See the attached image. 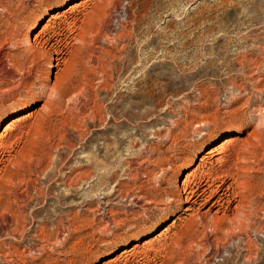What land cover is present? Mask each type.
Wrapping results in <instances>:
<instances>
[{"label": "rangeland", "instance_id": "rangeland-1", "mask_svg": "<svg viewBox=\"0 0 264 264\" xmlns=\"http://www.w3.org/2000/svg\"><path fill=\"white\" fill-rule=\"evenodd\" d=\"M119 7L125 28L109 40ZM44 24L49 44L26 49ZM53 37L74 50L58 66ZM0 49V264H264V147L247 154L256 166L245 174L224 161L241 154L264 105V0H0ZM218 145L225 153L197 177L252 173L257 250L229 240L224 221L206 228L223 215L213 199L189 205L178 192ZM204 231L219 239L215 259ZM122 249L132 255L119 259Z\"/></svg>", "mask_w": 264, "mask_h": 264}, {"label": "bare ground", "instance_id": "bare-ground-1", "mask_svg": "<svg viewBox=\"0 0 264 264\" xmlns=\"http://www.w3.org/2000/svg\"><path fill=\"white\" fill-rule=\"evenodd\" d=\"M5 1V0H4ZM123 1V0H122ZM3 1H1L2 3ZM86 2V1H85ZM4 4V3H3ZM85 4V3H84ZM120 4H122V2H120ZM259 4V3H258ZM84 8V5H81V8ZM120 7L119 8H116L113 10V12H115L114 16L115 17H111V15H109V19H108V24H107V27L106 29H108L109 33H106V38H110L109 40L111 39H115L117 38L118 34L120 33V30H119V26L122 28H125L124 27V22L123 21H120V19L116 18L119 14H120ZM259 13V12H258ZM51 14V13H50ZM49 14V15H50ZM52 15V14H51ZM64 15V14H63ZM262 15V14H261ZM260 15V16H261ZM60 15L58 14H53L51 16V18L55 19V18H59ZM258 16V14H257ZM40 18L41 16L40 15H36L33 20H32V23L28 29V34H31L33 33L35 30H36V27L38 25V22L40 21ZM51 18L48 19L51 20ZM114 18L117 19V22L115 23V25H113L114 23ZM2 19V18H1ZM52 23V21H51ZM49 25V24H48ZM47 24H44L42 26V28H40V30L34 34L33 38H32V42L30 41H26L28 42L27 43V46H26V49H33L36 45H38L39 43L41 44H49V43H46L47 41H49L51 39V35L49 34V30L47 31ZM7 26V25H6ZM114 26L118 27L117 29L114 28ZM70 29V28H69ZM121 30V32H122ZM70 31V30H69ZM54 34V33H53ZM56 34V33H55ZM62 35V34H61ZM59 35V36H61ZM97 35V33H96ZM46 36V37H45ZM125 36V35H124ZM75 37V36H74ZM103 37V36H102ZM101 37V38H102ZM42 38H44L42 40ZM54 38V37H53ZM96 38V37H95ZM105 39V37H103ZM14 39V37H13ZM65 39V38H63ZM94 39V38H93ZM5 40V38H4ZM9 40V39H7ZM16 40V38H15ZM14 40V41H15ZM42 40V41H41ZM54 43L56 44L55 46V52H56V57L54 58V60L56 61V66L60 65L61 63L64 62V58L67 54H71L73 55V51L71 49V45L70 47L66 46L67 43H63L62 41L60 42V38L57 39V38H54ZM91 40V39H90ZM108 39H105V41H107ZM6 41V40H5ZM5 41L3 42L5 44ZM12 42V40H10ZM104 41V40H103ZM104 41V42H105ZM8 42V41H7ZM16 42V41H15ZM19 42V41H17ZM16 42V44H17ZM67 42V41H66ZM103 42V43H104ZM58 43V44H57ZM101 43V42H100ZM110 43V42H108ZM108 43H105V44H108ZM112 43V42H111ZM116 43V42H115ZM40 44V45H41ZM70 44V43H69ZM3 45V44H2ZM6 45V44H5ZM52 45V44H50ZM12 46V45H11ZM15 46V44H14ZM42 46V45H41ZM10 47V46H9ZM68 49H67V48ZM3 48V47H2ZM15 48V47H14ZM39 48V47H38ZM36 49V48H35ZM44 49V48H43ZM65 49V50H64ZM122 49V48H121ZM124 49V48H123ZM1 50V49H0ZM45 50V49H44ZM50 51V49H48ZM46 49V51H48ZM48 51V52H49ZM3 52V51H2ZM1 52V54H2ZM5 52V51H4ZM0 54V55H1ZM4 54V53H3ZM29 54V53H28ZM33 54V53H32ZM48 54V53H47ZM6 55H8L6 53ZM26 55V54H25ZM41 55V54H40ZM122 57V56H121ZM4 58V57H3ZM6 58H8L6 56ZM10 58V57H9ZM5 59V58H4ZM99 59V58H98ZM120 59V58H119ZM2 61V59H1ZM4 61V60H3ZM6 67V65H5ZM134 69V68H133ZM256 69V68H255ZM7 70V69H6ZM1 72V71H0ZM3 72V71H2ZM260 72V71H259ZM251 82V81H250ZM256 83L257 85H259V83L261 82H255V84H252V88L254 89L256 87ZM263 83V82H262ZM261 83V84H262ZM263 85V84H262ZM264 86V85H263ZM238 87V86H236ZM241 87V86H240ZM251 87V86H250ZM54 88V87H53ZM257 88V87H256ZM240 89V88H239ZM53 90V89H52ZM257 91H263L264 90H260V89H255ZM104 91V90H103ZM136 93V92H135ZM259 96V95H258ZM99 101V100H98ZM259 100L256 99V97H249L244 101V103L247 105V107H251V109L253 110L255 107L257 108V106H259L258 108V111H259V121H258V124L257 126H253L254 128L252 129V131H250V133L248 134V137H246V139L243 141V149H242V152L241 154L240 153H235L234 149H231L228 153L226 151V159L224 160L226 163L232 158L236 159V162L234 164V169L236 171H244V174L247 172V170H251L253 171L252 169L256 166L253 167V165L251 166L250 164L247 165L248 161H249V158L247 157V154L250 156L253 157L254 159V155L255 153H257L255 150H251V149H257L259 147H264V138L262 137V132H264V105L262 106L261 103L260 105H257L254 107V104L255 102L259 103L258 102ZM94 102V101H93ZM97 102V101H96ZM111 103V102H110ZM143 106V105H142ZM119 112V111H118ZM115 113V112H114ZM140 114V113H139ZM142 114V112H141ZM136 115V114H135ZM138 118V117H137ZM244 119V118H243ZM243 119H241L243 121ZM239 122L240 123V126L241 127H244V124L248 126V122L246 123V121H243V123ZM25 132H22L19 137H18V141H17V145H20V143L22 142V139H23V136L25 135L24 134ZM231 138V137H230ZM236 138L233 137L232 140H235ZM232 140L230 142H232ZM234 142V141H233ZM226 144V143H225ZM232 144V143H230ZM228 146V145H227ZM222 145H218V146H215L214 148L208 150L204 156L200 157V162L196 165V167L191 171V172H187L185 174V178L182 180V185L183 187L182 188H178V192L179 193H183L182 197L183 199L189 203V205H192L193 203H197V202H202V204H205V203H208L211 199H213V202L211 204V206L213 208H216L218 211H222L223 212V215H221L222 217L219 218L217 216H215V214L212 216L211 219H209L208 221H205L207 226L206 228L209 229V227H212L214 228V230L220 228V226L222 225V222L224 221V223L226 222V224L229 226L228 229L230 231H234V233L232 235H230V237L228 238L229 240H232L233 238H235L236 240L239 239V238H242L243 240V243H241L243 246H245L244 249H246L245 251L248 250V252H251V247L253 246V249H256L257 250V247L255 246V242L253 243V239L251 240L250 238V234H248L249 232L247 231V227H250L252 229V223H253V216L254 215V211H257L259 208V202L256 201V193H258V191L254 190L252 187H250V183L249 181L252 180V173H250L251 175H245L243 179H239L240 177V172H234V171H231L230 170V167H227V169L224 171L226 172L225 174H222L220 175L218 173L217 176L215 177H210V176H200V177H197V174L196 172L200 169L202 170V168H204V164L206 165V163H208L214 155H218V154H222V153H225V149ZM260 151H261V148H259ZM263 150V149H262ZM224 155V154H223ZM242 155V156H241ZM257 157L259 156V154H256ZM262 156V155H261ZM252 157H251V160H252ZM256 157V156H255ZM259 158V157H258ZM264 155L262 157V160L261 161H264ZM190 160V159H189ZM260 160V158H259ZM251 162V161H250ZM188 163V162H187ZM211 163V162H210ZM258 165H261L259 161L256 162ZM264 164V163H263ZM262 164V165H263ZM224 165V164H223ZM262 168V167H261ZM264 170V168H262ZM261 169V170H262ZM224 170V169H222ZM243 174V175H244ZM182 176V175H181ZM186 176H192L191 179H188L186 178ZM214 176V175H213ZM246 177V178H245ZM175 182L177 183L176 185H180V176L178 179L175 180ZM263 182V181H262ZM260 185V183H259ZM256 189V188H255ZM120 195V192H116V197H118ZM138 195V194H137ZM140 195V194H139ZM264 195V193H263ZM134 196H136V194H134ZM261 196V195H260ZM143 197V196H142ZM136 198V197H135ZM140 198V197H139ZM259 198V197H258ZM257 198V200H258ZM136 201H137V198H136ZM135 201V202H136ZM139 201V200H138ZM234 205V207H232V205ZM189 205L184 209L186 212H190V208H189ZM264 206V205H263ZM263 209V207L261 208V210ZM228 210H231V214L230 216L226 215L227 211ZM108 212V211H107ZM161 213H166L167 212V208L163 209L162 211H160ZM262 212V211H261ZM226 213V214H225ZM193 214V213H192ZM256 214V213H255ZM191 216V214H190ZM196 216V215H195ZM100 217L101 219H104V221L106 222V225L108 223H111V222H114V219L113 217H111L110 215H107L106 212H103V213H100ZM204 218V217H203ZM262 218V217H261ZM183 220V219H182ZM185 221V220H184ZM195 221V220H194ZM204 221V220H203ZM260 221V220H258ZM117 222V221H116ZM188 221H186L187 223ZM190 222V221H189ZM190 223H194V222H190ZM200 223V222H199ZM258 223V222H257ZM256 223V224H257ZM260 223V222H259ZM182 224V223H181ZM203 225L205 226V223L203 224L200 223L199 225ZM186 225V224H185ZM188 225V224H187ZM183 226V225H182ZM209 226V227H208ZM258 226V225H257ZM191 227V226H190ZM200 227V226H199ZM224 227V226H223ZM226 228V227H225ZM205 229V228H204ZM247 229V230H246ZM195 230V229H194ZM218 231V230H217ZM228 231V230H227ZM220 232V231H218ZM202 233V232H201ZM229 233V232H228ZM203 235V234H202ZM213 234L212 233H206L204 231V243L205 244H208L209 246L213 245V242L214 244H217L218 242V238H213ZM217 237V236H216ZM201 239V238H200ZM202 240V241H203ZM240 240V239H239ZM238 240V241H239ZM194 241V240H192ZM215 241H217L215 243ZM128 242V241H127ZM196 242V241H195ZM237 242V241H236ZM235 242V243H236ZM240 242V241H239ZM242 242V241H241ZM175 243V242H174ZM189 243V242H188ZM220 243V242H219ZM234 243V244H235ZM238 243V242H237ZM126 244L125 243H121L120 245H124ZM172 244V243H171ZM195 244V243H193ZM223 244V243H222ZM170 245V244H169ZM204 245V244H203ZM218 245V244H217ZM216 245V247H217ZM221 245V244H220ZM219 245V247H220ZM240 245V244H239ZM171 246V245H170ZM173 246V245H172ZM179 246V244H178ZM182 246V245H181ZM184 246V245H183ZM190 246V245H189ZM188 246V247H189ZM197 247H201L200 244H197L196 245ZM195 246V247H196ZM227 246V245H226ZM234 246V245H233ZM237 246V244H236ZM258 246V245H257ZM131 247V246H130ZM135 247V245H134ZM133 247V248H134ZM192 247V246H190ZM203 247V246H202ZM212 247V246H211ZM210 247V250L209 247H207V250L206 254H209L208 255V258L206 259H215L214 257H216V254H217V251L214 247L211 248ZM224 247V245H223ZM222 247V248H223ZM235 247V246H234ZM240 247V246H238ZM132 248V249H133ZM172 248V247H171ZM176 249H178V247H175ZM183 248V247H182ZM193 248V247H192ZM236 248V247H235ZM243 248V247H242ZM164 249V248H163ZM162 249V250H163ZM191 249V248H190ZM196 249V248H195ZM198 249V248H197ZM201 249V248H200ZM199 249V250H200ZM179 250V249H178ZM223 250V249H222ZM177 251V250H176ZM192 252V250H190ZM195 251V250H194ZM193 251V252H194ZM224 251V250H223ZM132 252V251H131ZM173 252V251H172ZM178 252V251H177ZM180 252V251H179ZM197 253V251H195ZM195 252L193 253V255H195ZM229 252V251H228ZM236 254H237V251H235ZM240 252V251H239ZM190 253V252H189ZM202 253V252H201ZM204 253V251H203ZM231 253V252H229ZM163 254V252H162ZM166 254V253H165ZM170 254V253H169ZM184 254V253H183ZM186 254V253H185ZM188 254V252H187ZM191 254V253H190ZM248 254V253H247ZM132 254L130 253V250L129 249H122L121 253H119V259H126L128 258L129 256H131ZM232 255V253L230 254ZM245 255V254H244ZM256 255L255 253L252 255V253H250V259L251 261H255L256 259H259L258 257L254 256ZM155 256V255H154ZM170 256V255H169ZM192 256V255H191ZM190 256V257H191ZM229 256V255H228ZM233 256V255H232ZM240 256V255H239ZM242 256V255H241ZM248 257V255H245ZM121 257V258H120ZM160 257V256H159ZM189 258V256H187ZM203 257V256H202ZM152 258V257H151ZM149 258V259H151ZM169 258V257H168ZM185 257H183L182 259L180 260H183ZM187 258V259H188ZM192 258V257H191ZM189 258V259H191ZM197 258V257H195ZM222 258V257H221ZM232 258V257H231ZM185 259V260H187ZM225 259V258H224ZM234 259V258H233ZM179 260V259H178ZM179 260V261H180ZM194 260V258L192 259ZM197 260V259H196ZM171 261V260H170ZM206 261V260H205ZM218 261V260H217ZM177 262V260H176ZM204 262V261H203ZM207 262V261H206ZM221 262V260H220ZM218 262V263H220ZM228 263V262H227ZM254 263V262H252ZM178 264V263H177ZM181 264V263H179ZM185 264V263H184ZM187 264H189L187 262ZM194 264V263H193ZM213 264V263H212ZM223 264V263H222ZM235 264V263H234ZM251 264V263H250Z\"/></svg>", "mask_w": 264, "mask_h": 264}]
</instances>
